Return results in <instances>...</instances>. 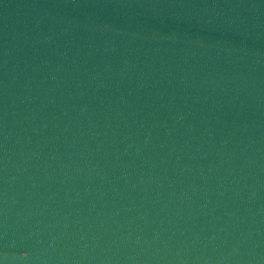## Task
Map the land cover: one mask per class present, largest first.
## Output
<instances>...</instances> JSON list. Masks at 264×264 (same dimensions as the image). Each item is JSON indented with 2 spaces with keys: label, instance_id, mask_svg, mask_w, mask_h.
Masks as SVG:
<instances>
[{
  "label": "water",
  "instance_id": "1",
  "mask_svg": "<svg viewBox=\"0 0 264 264\" xmlns=\"http://www.w3.org/2000/svg\"><path fill=\"white\" fill-rule=\"evenodd\" d=\"M0 264H264V0H55L0 36Z\"/></svg>",
  "mask_w": 264,
  "mask_h": 264
}]
</instances>
